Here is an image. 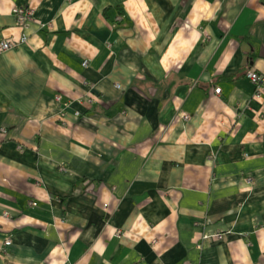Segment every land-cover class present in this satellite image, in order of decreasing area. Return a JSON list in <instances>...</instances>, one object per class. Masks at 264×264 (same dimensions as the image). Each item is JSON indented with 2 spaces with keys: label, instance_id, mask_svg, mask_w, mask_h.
<instances>
[{
  "label": "crops",
  "instance_id": "obj_1",
  "mask_svg": "<svg viewBox=\"0 0 264 264\" xmlns=\"http://www.w3.org/2000/svg\"><path fill=\"white\" fill-rule=\"evenodd\" d=\"M24 36L0 264H264V0H0V42Z\"/></svg>",
  "mask_w": 264,
  "mask_h": 264
},
{
  "label": "built area",
  "instance_id": "obj_2",
  "mask_svg": "<svg viewBox=\"0 0 264 264\" xmlns=\"http://www.w3.org/2000/svg\"><path fill=\"white\" fill-rule=\"evenodd\" d=\"M32 7L30 6H22V7H16L13 9V13L16 17V20L19 24L21 25H26L29 21H31V19L34 17V10L31 9ZM118 19H122L121 15H118ZM207 38H210V35H206ZM27 40V36H24L23 39L19 42L16 39H14V37H8L3 39L0 42V53L9 50L10 48H16L19 47L20 45H22L23 43H25V41ZM248 78L252 79L253 78V82L255 84H257L258 86H263L264 85V76L261 74L256 73L255 71L251 70L248 72L247 74ZM214 90V89H213ZM215 93H221L222 92V88L217 86L214 90ZM190 114L189 113H184L183 117L189 118ZM107 209V205H104V210ZM11 239H7L6 240V248L8 245L11 244ZM4 248L5 251H7V249Z\"/></svg>",
  "mask_w": 264,
  "mask_h": 264
},
{
  "label": "bare ground",
  "instance_id": "obj_3",
  "mask_svg": "<svg viewBox=\"0 0 264 264\" xmlns=\"http://www.w3.org/2000/svg\"><path fill=\"white\" fill-rule=\"evenodd\" d=\"M31 9H33L34 10V8H31ZM35 14H36V11L34 10V17H35ZM118 15H121V14H118ZM116 16V19L119 17V16ZM122 16V15H121ZM34 17L31 19V21L34 19ZM205 35H210V33L207 31L206 33H205ZM84 62H86V60L84 61ZM83 62V63H84ZM84 66H87L86 64H84ZM251 71V70H250ZM249 72V71H248ZM256 73H258V74H261V75H263L264 76V73H261V72H259V71H255ZM248 74V73H247ZM250 79V78H249ZM250 81L251 82H253V78L252 79H250ZM254 83V82H253ZM118 87H121V85H117ZM256 86L257 87H261V86H258L257 84H256ZM215 87H217V86H215ZM213 92H214V90H213ZM96 95L98 94V93H95ZM98 96V95H97ZM58 99L60 100L61 99V96H58ZM246 157H249V154H246Z\"/></svg>",
  "mask_w": 264,
  "mask_h": 264
},
{
  "label": "rangeland",
  "instance_id": "obj_4",
  "mask_svg": "<svg viewBox=\"0 0 264 264\" xmlns=\"http://www.w3.org/2000/svg\"><path fill=\"white\" fill-rule=\"evenodd\" d=\"M14 14V13H13ZM121 21V19H116V21ZM6 38H8V37H6ZM210 39V38H209ZM17 48V47H16ZM16 48H10L9 50H6V51H4V52H2V53H0V54H3V53H5V52H9V51H11V50H13V49H16ZM83 64H86V65H88V61L86 60V62H84ZM216 88V87H215ZM215 88H214V90H215ZM215 93V92H214ZM216 94H218V93H216ZM219 94H221V93H219Z\"/></svg>",
  "mask_w": 264,
  "mask_h": 264
}]
</instances>
